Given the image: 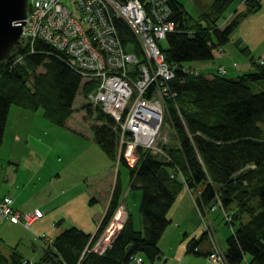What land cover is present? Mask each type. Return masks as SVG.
<instances>
[{"label":"trees","instance_id":"trees-1","mask_svg":"<svg viewBox=\"0 0 264 264\" xmlns=\"http://www.w3.org/2000/svg\"><path fill=\"white\" fill-rule=\"evenodd\" d=\"M234 0H215L212 12L197 19L171 0L177 30L168 33L162 44L167 60L184 66L193 61L214 59V50L228 44L246 11H235L223 27L220 21ZM248 11L260 4L246 1ZM123 43L136 40L126 24L116 21ZM248 48L242 50L249 55ZM34 52L26 46L13 51L10 62L0 63V151L12 106L30 112L42 109L51 125L64 127L73 114L79 93L87 96L95 87L82 83V77L63 54L36 41ZM142 58V53L136 50ZM27 53V54H26ZM26 55L21 64L13 61ZM252 70L236 77L215 73L177 72L173 83L177 91L168 100L167 119L172 125L170 142L164 145L171 162L137 148L138 160L131 167L126 157L120 163L128 167L130 189L142 190L140 214L143 229H135L132 216L104 253L92 250L111 222L121 202L118 187L95 234L72 226L47 245L43 257L26 261L15 248L9 254L0 251V264H131V256L141 254L154 263L161 257L160 240L171 225L169 212L177 195L188 187L200 190L196 203L201 213L221 200L223 208L237 225L227 240V264H264V64L251 59ZM83 108L93 118L91 129L95 143L111 160H117L118 133L114 120L100 106ZM61 222V221H60ZM188 242V252L198 245Z\"/></svg>","mask_w":264,"mask_h":264},{"label":"built area","instance_id":"built-area-1","mask_svg":"<svg viewBox=\"0 0 264 264\" xmlns=\"http://www.w3.org/2000/svg\"><path fill=\"white\" fill-rule=\"evenodd\" d=\"M31 9L33 13L28 14L23 27V34L27 35L23 44L32 53L36 41L47 44L63 54L84 81L95 83L96 92H91L88 99L115 119L114 129L119 133L117 160L126 157L128 164L135 167L138 156L130 157L137 147L170 160L161 146L167 142L166 136L162 137L166 103L177 96L173 83L178 71L199 72L167 60L161 49L160 42L177 30L171 0H31ZM116 21L128 26L135 44L122 42ZM96 45L103 48L96 51ZM136 50L142 53V58ZM214 54L222 55L223 51L215 49ZM21 63V59L13 61L14 65ZM218 72L224 73V67H219ZM152 115H158L154 122ZM128 131L131 136L127 135ZM220 206L219 199L212 210ZM0 213L27 228L43 216L38 209L15 210L13 199L1 195ZM226 220L235 226L231 216L227 215ZM206 232L213 247L209 259L214 264H227L209 226ZM110 233L109 227L103 235L109 240L104 248L99 250L100 241L92 250L104 253L114 239L107 238ZM131 261L143 263L138 255L131 256Z\"/></svg>","mask_w":264,"mask_h":264},{"label":"crops","instance_id":"crops-1","mask_svg":"<svg viewBox=\"0 0 264 264\" xmlns=\"http://www.w3.org/2000/svg\"><path fill=\"white\" fill-rule=\"evenodd\" d=\"M175 1L194 19L211 13L215 2V0ZM246 1L234 0L230 6V8L234 7L232 13L235 11H246L247 15L241 20L230 42L222 47L223 54L215 57L213 60H209L207 63L198 61L195 65L190 64L189 67L198 69L200 72L205 73L206 76L212 77L217 72L219 66H224L226 70L225 75L235 77V75L239 76L252 70L251 59L257 62L261 59L264 60V0H253L260 4V8L254 11H248ZM229 22L230 19L228 20ZM246 47L249 49V55L242 52ZM17 113L20 115H8L4 142L0 151V194L10 195L14 200V207L19 211L40 209L44 215L33 222L29 228L25 227L22 223H12L0 215V251L9 254L11 249L16 247L26 260L33 263L43 257L46 247L49 245L48 242L53 241L67 228L75 226L85 233L95 234L104 218L118 184L115 186V190L112 189L108 201L93 208L90 215H87L86 218H79L78 222L67 221V215L62 213L64 203L67 200L65 193H54V190L44 194L40 192L46 185V179H51L55 175H57L56 180L61 179L58 172L60 168L53 170L54 164L51 166L49 173H43L42 169L45 166L39 167L38 163L35 162V158L31 157L32 153H34L30 146L31 142H34V139H39L42 142L45 139V135L50 133V130L57 131L58 129L45 120L44 115H25L24 111H17ZM33 120L35 123L40 122L44 125L45 129L43 130H45V133L38 131L37 128L35 129ZM23 129H25L26 135H23ZM47 145L42 146L47 148L50 154V149L52 148H49ZM46 156L49 157L47 154ZM47 163L46 161L45 164ZM115 178L117 182V175ZM120 188L122 200L124 196L122 182L120 183ZM182 191H187V193H183L179 197L182 205L188 210L187 214L189 216H186V218H189L190 224L194 222L193 225L197 227H195V230H191L186 223V219L182 218L181 220L176 219L175 221L178 224L173 231H169L174 221L172 220L171 225L166 229L160 240L161 257L158 260L162 259L164 253L168 257V263L169 260H173L176 264H183L188 257L190 258V254H192L188 252V242L194 238L199 241L197 245L199 247V255L196 256H204L208 259L212 247L210 239L204 234V222L213 228L218 245L226 254L227 240L233 236V231L231 226L226 223L225 210H221L223 207L214 211L205 210V214H203L196 203L197 198L200 196V190H196L198 191L197 196H194L188 187L183 188ZM27 198H31V201ZM33 199H39L40 201L36 203ZM75 201H73V204ZM95 201L97 200L95 199ZM129 215L131 213L128 206L125 207L124 203L120 202L109 224L110 230L117 225L122 228ZM191 231H194V233ZM43 236L46 239L42 238ZM222 239L226 242V247H223ZM168 263L165 260L164 264ZM205 263L207 262L205 261Z\"/></svg>","mask_w":264,"mask_h":264},{"label":"rangeland","instance_id":"rangeland-1","mask_svg":"<svg viewBox=\"0 0 264 264\" xmlns=\"http://www.w3.org/2000/svg\"><path fill=\"white\" fill-rule=\"evenodd\" d=\"M233 10L234 7L229 8L224 15L225 18L220 21V24L223 27L226 25L225 22H228ZM27 12L28 14L33 13V9H31V0H28ZM31 28L32 27H30L29 29L30 32H31ZM26 38L27 35L25 33L24 34L22 33V42H24ZM88 38L89 37H87V40ZM89 48L94 49V47H89ZM102 48L103 47L101 45H96L95 50L100 51ZM25 58L26 57H24L23 55H19L16 57L15 60L21 59V62H23ZM197 62L198 61L187 63V66H190V64L195 65V63ZM203 62L207 63L208 61H203ZM225 76L229 77L230 75H225ZM236 76L237 75H235V77ZM88 103L89 102L88 100H86L85 95L83 93H79L73 106V114L67 121L66 125L64 127L56 126L58 129L57 131L50 130V133H48V135H45V139L42 142L39 139H34V142H31L30 146L34 152L32 153L31 157L35 158V162L38 163L39 167L42 168L43 166H45L42 169L43 173H49L51 171L50 170L51 166H53L54 164L55 166L53 167V170H57L60 168L58 172L60 173L61 179L56 180L57 175H55L51 179L49 178L46 179L45 181L46 185L41 189L40 192L44 194L46 192H51L54 190V193H58V192L65 193V198H67V200L64 203L63 206L64 210L62 211V213L63 214L65 213L67 215L68 218L67 221L78 222L80 220L79 218L83 219L86 218L87 215H90V212L93 208L98 207V205L105 204V202L108 201L112 189L115 190V186L117 184L120 185V183L122 182L124 196L121 202L124 203L125 207L128 206V209L133 218L135 229L140 231L143 229L142 217L139 209L143 192L139 188L130 189V177H129L130 170L128 169V167L125 166L123 163L120 164V161L118 160H116V162L112 164L111 160L104 154V152L100 149V147L95 143L93 139L94 138L93 131L91 129V124L93 123L94 119L88 118L87 112L83 108ZM92 108L94 109V107ZM17 111H22V112L24 111L26 113L25 115H44L43 114L44 111L42 109H39L36 112H30L18 106H12L9 115H20L17 113ZM261 125L264 127V124ZM33 126L35 127V129L37 128L38 131H42L43 133H45V130H43L45 129L44 125H42L40 122L35 123L33 120ZM22 133L23 135H26L25 129H23ZM172 134L173 133H171V136ZM164 136H166L167 140H169L170 131L165 132V129H163L162 137ZM41 144L44 146L48 144L47 146L49 148H52L50 149V154L48 149L44 148V146H42ZM46 154L49 155V157L46 156ZM135 156H137V152L131 154L130 158L134 159ZM31 157L28 156V158L30 159ZM46 161L48 162L47 164H45ZM61 166L63 167L61 168ZM116 175H117V182L115 178ZM203 187H204L203 184L200 185L199 190H202ZM183 193H187V191H182L177 195L175 204L169 213V218L171 220H174L172 226L169 228V231H173V229H175L176 225L178 224V222L175 220L176 219L181 220L182 218L186 219V223L191 228V230H195V227H197L193 225L194 222L190 224L191 222L189 218L188 217L186 218V216H189L187 214L188 210L184 205H182V202L179 199V197ZM197 194L198 191H194V196H197ZM27 199L31 201V198H27ZM95 199L97 201H95ZM74 200L76 201L73 204ZM33 201L38 203L40 200L33 199ZM198 221H199V216H198ZM120 230L121 227H119L118 225L112 228L111 233L108 235L107 238L113 239L120 232ZM191 232L194 233V231ZM100 241L101 243L98 246L99 250L104 248V245L109 240L108 239L106 240V237L103 238L102 236L99 239V242ZM222 244L223 247H226V242L223 239H222ZM141 257L143 258V262H144L143 264H164L165 260L168 263V257L164 253L162 255V259L156 260L155 263H151L147 258H145L142 255ZM205 261L207 263H205ZM168 264H176V263L173 260H169ZM183 264H213V263H211V261H209L207 257L190 254V258L188 257L187 260L183 262Z\"/></svg>","mask_w":264,"mask_h":264},{"label":"water","instance_id":"water-1","mask_svg":"<svg viewBox=\"0 0 264 264\" xmlns=\"http://www.w3.org/2000/svg\"><path fill=\"white\" fill-rule=\"evenodd\" d=\"M27 5L28 0H0V63L21 47Z\"/></svg>","mask_w":264,"mask_h":264},{"label":"bare ground","instance_id":"bare-ground-1","mask_svg":"<svg viewBox=\"0 0 264 264\" xmlns=\"http://www.w3.org/2000/svg\"><path fill=\"white\" fill-rule=\"evenodd\" d=\"M139 51V50H138ZM137 53V52H136ZM176 80V79H175ZM174 80V82H175ZM176 90V89H175ZM158 119V115H152V122Z\"/></svg>","mask_w":264,"mask_h":264}]
</instances>
